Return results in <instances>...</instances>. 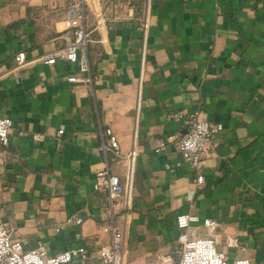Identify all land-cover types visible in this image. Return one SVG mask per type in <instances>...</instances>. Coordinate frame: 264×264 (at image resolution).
Wrapping results in <instances>:
<instances>
[{
	"label": "crops",
	"instance_id": "0c3cea01",
	"mask_svg": "<svg viewBox=\"0 0 264 264\" xmlns=\"http://www.w3.org/2000/svg\"><path fill=\"white\" fill-rule=\"evenodd\" d=\"M76 1L0 0V115L15 123L0 147V222L26 250L42 241L53 257L86 246L89 264L114 223L128 231L127 264H158L178 252L177 218L190 214L199 219L193 237L215 238L230 261L264 264V0H146L143 14L87 0L92 84L76 63L41 60L73 41L65 21ZM20 52L28 63L17 67ZM181 110L224 127L204 157L201 186L174 140L186 129L169 116ZM107 129L123 155L139 151L131 207L95 187L101 169L126 173L125 158L102 149Z\"/></svg>",
	"mask_w": 264,
	"mask_h": 264
},
{
	"label": "built area",
	"instance_id": "2783aa9c",
	"mask_svg": "<svg viewBox=\"0 0 264 264\" xmlns=\"http://www.w3.org/2000/svg\"><path fill=\"white\" fill-rule=\"evenodd\" d=\"M66 27L72 31L74 39L64 49L45 55L42 57L44 63L53 65L58 59H64L71 63L79 65V71L85 75L87 83L92 84L98 80V75H94L90 69L89 46L92 32L87 26V0H79L69 7V17L65 21ZM144 41L148 39V30L150 29V11L145 13L143 24ZM146 54L142 55L141 80L143 78V69ZM17 67L28 63L25 52L16 55ZM69 82L77 83L80 78L77 76L69 77ZM141 104L139 97L138 110ZM171 119H182L185 133L175 137L176 145L181 152L183 162L196 174L193 182L196 186H201L205 182V175L202 169L204 157L214 141L216 135L220 134L224 127L222 123L213 124L201 117L199 110L186 111L181 110L172 113ZM14 120L10 117L0 115V147L9 145V136L14 129ZM63 130L59 131L62 135ZM19 134L23 137L33 136L37 141L41 139L40 134H31L26 130H20ZM109 142L104 141L102 149L107 153H113L117 157H123L127 161L124 180L111 172L109 166L99 170L96 173L95 187L108 191L112 203L115 199L124 198L126 205L131 207L134 200V190L136 186V170L139 151L134 148L127 155H123L118 137L111 129L106 130ZM137 143V137H134V144ZM166 147L162 144L161 149ZM196 190L189 191V199H193ZM199 219L190 214L178 216L177 225L181 230L178 242L181 244L179 264H251L247 260L230 261L226 254L220 252L217 248L216 239L213 237H193L190 228L193 222ZM68 223L81 224V218H69ZM205 227L214 231L217 224L212 220L204 221ZM60 229H57L59 231ZM104 231L111 235V242L101 247L99 250L98 264H127L128 263V231L120 229L114 223L104 226ZM238 242L235 238L227 241V246L233 248ZM166 261L173 260V255L164 257ZM91 260L90 251L86 246L72 247L56 256H49L48 247L42 241L37 245L26 250L23 242L13 236L10 225L6 222H0V264H89Z\"/></svg>",
	"mask_w": 264,
	"mask_h": 264
},
{
	"label": "rangeland",
	"instance_id": "374dc122",
	"mask_svg": "<svg viewBox=\"0 0 264 264\" xmlns=\"http://www.w3.org/2000/svg\"><path fill=\"white\" fill-rule=\"evenodd\" d=\"M115 1V0H114ZM116 2H121V4H125L127 6H135L134 8L138 11L139 14H143L145 9H146V0H131L130 5L128 3V0H117L115 1V3L113 4L114 10L116 9H120V3H116ZM178 252H176V255H173V260L171 261H166L164 259V257H166L167 255L171 254H166L162 257V259H157L158 264H179L180 261V251H181V244L179 243V247H178Z\"/></svg>",
	"mask_w": 264,
	"mask_h": 264
}]
</instances>
